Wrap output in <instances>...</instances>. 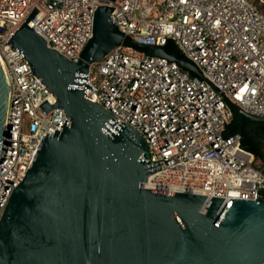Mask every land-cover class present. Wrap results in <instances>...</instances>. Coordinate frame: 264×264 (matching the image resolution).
I'll use <instances>...</instances> for the list:
<instances>
[{
	"label": "built area",
	"instance_id": "2783aa9c",
	"mask_svg": "<svg viewBox=\"0 0 264 264\" xmlns=\"http://www.w3.org/2000/svg\"><path fill=\"white\" fill-rule=\"evenodd\" d=\"M264 0H0V59L10 83V137L0 155V220L14 188L30 169L43 136L62 132L63 108L9 44L28 22L49 48L77 61L93 36L101 5L137 45L171 40L201 75L176 60L150 56L126 40L90 66L85 98L109 111L115 123L145 136L153 173L142 187L213 197L264 201V166L231 131L233 108L264 115ZM113 131L114 128H111ZM162 163V164H161ZM161 164V165H159ZM159 167V168H158ZM156 168V169H155ZM157 170V171H156ZM261 264H264L262 262Z\"/></svg>",
	"mask_w": 264,
	"mask_h": 264
},
{
	"label": "water",
	"instance_id": "95a60500",
	"mask_svg": "<svg viewBox=\"0 0 264 264\" xmlns=\"http://www.w3.org/2000/svg\"><path fill=\"white\" fill-rule=\"evenodd\" d=\"M111 11L98 7L93 36L77 61L49 48L28 25L36 7L8 42L23 51L32 73L57 99L39 106L46 114L63 108L70 125L65 119L62 132L43 136L14 188L0 220V264H261L264 201L223 204L221 197L207 201L204 195L142 187L158 166L148 160L145 136L129 124L117 126L109 111L73 87L92 91L76 80L87 81L90 66L123 39L133 42L115 28ZM147 48L150 56L176 60L201 75L195 64L164 47ZM1 64L0 59V155L11 131L10 83ZM233 120L244 139V121L264 122V115L235 106Z\"/></svg>",
	"mask_w": 264,
	"mask_h": 264
},
{
	"label": "trees",
	"instance_id": "16d2710c",
	"mask_svg": "<svg viewBox=\"0 0 264 264\" xmlns=\"http://www.w3.org/2000/svg\"><path fill=\"white\" fill-rule=\"evenodd\" d=\"M258 7H259L260 11L262 13H264V2H262L260 5H258ZM125 43L127 45H132V46H134V47H136L142 51L148 52L147 47L139 46L136 43L130 42V41H126ZM164 48L168 53L176 54V56L179 58H185V56L178 50V48L176 47L174 42L171 40L168 42V44L166 46H164ZM246 124L250 129H255L259 132L260 135L264 136V122H257V121L248 120V121H246ZM237 129H238V127L233 122V124L231 126V132L235 133V132H237ZM243 144L245 146H247L255 154V156H256L255 165L257 167L264 166V153L260 150L259 143L257 145H251L247 140H244Z\"/></svg>",
	"mask_w": 264,
	"mask_h": 264
},
{
	"label": "flooded vegetation",
	"instance_id": "af4514ba",
	"mask_svg": "<svg viewBox=\"0 0 264 264\" xmlns=\"http://www.w3.org/2000/svg\"><path fill=\"white\" fill-rule=\"evenodd\" d=\"M246 121H244V126L242 128V132L244 135V139L242 141L247 140L251 145H257L259 143L260 150L264 153V136L260 135L259 132L255 129H250Z\"/></svg>",
	"mask_w": 264,
	"mask_h": 264
},
{
	"label": "rangeland",
	"instance_id": "374dc122",
	"mask_svg": "<svg viewBox=\"0 0 264 264\" xmlns=\"http://www.w3.org/2000/svg\"><path fill=\"white\" fill-rule=\"evenodd\" d=\"M261 3H258V5H260Z\"/></svg>",
	"mask_w": 264,
	"mask_h": 264
}]
</instances>
